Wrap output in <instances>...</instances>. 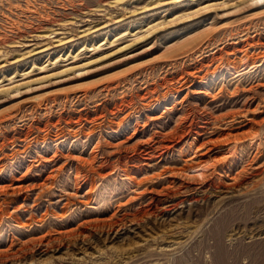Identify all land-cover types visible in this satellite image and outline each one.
Returning <instances> with one entry per match:
<instances>
[{
	"label": "rangeland",
	"instance_id": "374dc122",
	"mask_svg": "<svg viewBox=\"0 0 264 264\" xmlns=\"http://www.w3.org/2000/svg\"><path fill=\"white\" fill-rule=\"evenodd\" d=\"M0 42V264H264V0H0Z\"/></svg>",
	"mask_w": 264,
	"mask_h": 264
},
{
	"label": "bare ground",
	"instance_id": "6f19581e",
	"mask_svg": "<svg viewBox=\"0 0 264 264\" xmlns=\"http://www.w3.org/2000/svg\"><path fill=\"white\" fill-rule=\"evenodd\" d=\"M99 6V5H98ZM121 20V19H120ZM158 26V24H155V25H153V26H151V27H149V28H147V32H149L152 28H156ZM96 31V30H95ZM53 32V31H52ZM91 33V32H90ZM88 34L86 33L85 34V36H87ZM37 36V35H36ZM1 43V42H0ZM16 87V86H15ZM8 89H11V87L10 88H6V89H1L2 91H6V90H8ZM193 122V121H192ZM191 124V123H190ZM190 126V125H189ZM161 149V148H160ZM155 150V149H154ZM150 151H152V149H150ZM150 151L148 152V153H145V154H147V157H150L152 154V152L150 153ZM161 152V151H160ZM157 155V154H156ZM158 156V155H157ZM139 157V156H138ZM144 157V156H143ZM207 184V183H206ZM200 185V184H199ZM208 186L209 187H211V188H213V189H218L219 188V184L218 185H216V184H213V183H208ZM183 187V186H182ZM188 188V187H187ZM198 188H201V186H197L195 189L197 190ZM210 188V189H211ZM178 189H180V188H178ZM201 190V189H200ZM180 191L181 190H178V191H174L173 193H171V195L170 196H168L169 195V193H168V195H167V193H164V194H166L167 196V198H163V199H158V201L159 202H157L158 204H160V205H166V206H158L157 208L155 207V208H152V207H150V208H148L145 212H146V214H150V213H154V214H156V212H158V213H161L162 212V210H170V209H172V208H174L177 204H179V203H181V202H183V199L180 197V195H179V193H180ZM204 191V190H203ZM168 192V191H167ZM165 196V195H164ZM152 200V199H151ZM153 200H155V199H153ZM152 202V201H151ZM150 202V203H151ZM148 205V204H147ZM157 205V204H156ZM149 206V205H148ZM150 206H151V204H150ZM157 213V214H158ZM254 263H256V262H254Z\"/></svg>",
	"mask_w": 264,
	"mask_h": 264
}]
</instances>
